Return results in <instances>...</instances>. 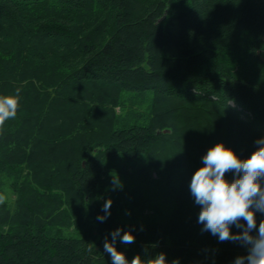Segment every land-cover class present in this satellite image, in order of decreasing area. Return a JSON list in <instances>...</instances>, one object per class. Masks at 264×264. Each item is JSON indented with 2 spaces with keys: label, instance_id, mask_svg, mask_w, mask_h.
<instances>
[{
  "label": "trees",
  "instance_id": "1",
  "mask_svg": "<svg viewBox=\"0 0 264 264\" xmlns=\"http://www.w3.org/2000/svg\"><path fill=\"white\" fill-rule=\"evenodd\" d=\"M17 88L0 264H112L117 228L128 261L247 254L201 231L189 184L209 148L246 159L264 138V0H0V98Z\"/></svg>",
  "mask_w": 264,
  "mask_h": 264
},
{
  "label": "clouds",
  "instance_id": "2",
  "mask_svg": "<svg viewBox=\"0 0 264 264\" xmlns=\"http://www.w3.org/2000/svg\"><path fill=\"white\" fill-rule=\"evenodd\" d=\"M20 92L17 88L15 96L0 98V126L16 116V97ZM254 143L256 148L246 159H240L223 143L209 148L202 157L204 166L194 172L189 184L194 202L200 206L197 222L202 225L201 231L210 232L219 242H238L246 249L247 254L238 255L233 264H264V220L257 229L255 217L257 212L264 214V189L261 187L264 184V138ZM225 173H230L233 179H226ZM114 185L122 187L115 177ZM112 203L111 198L105 201L104 215H98V221L103 222L111 215ZM231 227L241 231L231 233ZM110 235L111 242L105 237L103 250L111 256L112 264H179V260L169 262L165 253L146 259L137 255L128 261L115 244L117 240L124 245L135 243L132 230L117 228Z\"/></svg>",
  "mask_w": 264,
  "mask_h": 264
},
{
  "label": "rangeland",
  "instance_id": "3",
  "mask_svg": "<svg viewBox=\"0 0 264 264\" xmlns=\"http://www.w3.org/2000/svg\"><path fill=\"white\" fill-rule=\"evenodd\" d=\"M125 183L128 185L129 180H125ZM140 184H142V183H140ZM14 198H15L14 194L8 188H5V193L3 195H1L0 201L1 200L2 201L3 200H8L9 202H12L14 200Z\"/></svg>",
  "mask_w": 264,
  "mask_h": 264
}]
</instances>
